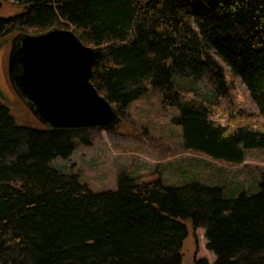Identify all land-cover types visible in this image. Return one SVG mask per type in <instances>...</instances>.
<instances>
[{
    "label": "trees",
    "instance_id": "obj_1",
    "mask_svg": "<svg viewBox=\"0 0 264 264\" xmlns=\"http://www.w3.org/2000/svg\"><path fill=\"white\" fill-rule=\"evenodd\" d=\"M3 1L21 8L0 16V41L11 49L56 28L102 48L91 83L116 109V125L149 81L165 109L180 107L185 151L239 165L247 150L264 148V0ZM20 72L16 65L12 78ZM12 78L33 123L17 120L0 96V264H183L187 221L205 229L214 264H264V175L259 192L235 199L150 175L122 176L116 190L95 193L52 166L73 155L77 139L87 142L78 138L87 129L44 124ZM204 78L213 94L185 101L181 81ZM237 79L259 117L231 106Z\"/></svg>",
    "mask_w": 264,
    "mask_h": 264
},
{
    "label": "rangeland",
    "instance_id": "obj_2",
    "mask_svg": "<svg viewBox=\"0 0 264 264\" xmlns=\"http://www.w3.org/2000/svg\"><path fill=\"white\" fill-rule=\"evenodd\" d=\"M20 10L3 1L0 16H13ZM10 49L11 42L0 41V96L17 120L24 125H32L25 102L12 89L8 78ZM181 83L183 87L189 86V91L185 89L186 93H183L185 101L195 99L201 103L213 94V84L207 78ZM143 84L146 92L130 104L119 125L107 131L87 129L78 137H85L87 142L77 139L73 155L54 160L52 166L67 174L78 175L80 182L88 184L95 193L116 190L122 176L145 175L161 178L168 187H181L193 182L218 187L226 199H235L242 192H259L264 175V148L247 150L244 162L239 165L185 151L183 130L175 122L180 115V107L165 109L163 93L149 81ZM233 91L236 97L231 106L250 110L257 117L256 105L239 79ZM258 120L264 121V117ZM186 224L188 237L182 246L183 264H196L199 260L214 264L215 255L206 247L205 229L194 228L190 221Z\"/></svg>",
    "mask_w": 264,
    "mask_h": 264
},
{
    "label": "water",
    "instance_id": "obj_3",
    "mask_svg": "<svg viewBox=\"0 0 264 264\" xmlns=\"http://www.w3.org/2000/svg\"><path fill=\"white\" fill-rule=\"evenodd\" d=\"M20 42L10 51L8 77L16 65L21 67L13 77L17 88L44 124L104 131L116 125V109L91 83L102 48L86 46L72 29L59 28L24 36Z\"/></svg>",
    "mask_w": 264,
    "mask_h": 264
},
{
    "label": "flooded vegetation",
    "instance_id": "obj_4",
    "mask_svg": "<svg viewBox=\"0 0 264 264\" xmlns=\"http://www.w3.org/2000/svg\"><path fill=\"white\" fill-rule=\"evenodd\" d=\"M9 54H10V53H9ZM10 55H11V54H10ZM10 55H9V58H8V63H9ZM7 66H8V64H7ZM8 68H9V66H8Z\"/></svg>",
    "mask_w": 264,
    "mask_h": 264
}]
</instances>
